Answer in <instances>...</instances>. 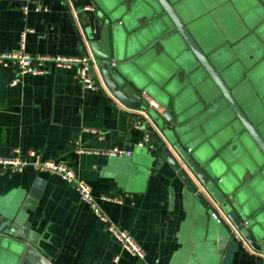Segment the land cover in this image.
<instances>
[{"label": "water", "instance_id": "1", "mask_svg": "<svg viewBox=\"0 0 264 264\" xmlns=\"http://www.w3.org/2000/svg\"><path fill=\"white\" fill-rule=\"evenodd\" d=\"M89 2L79 16L106 86L147 117L160 160L208 208L219 254L264 253V0ZM41 184L2 216L0 264H51L28 222Z\"/></svg>", "mask_w": 264, "mask_h": 264}, {"label": "crops", "instance_id": "2", "mask_svg": "<svg viewBox=\"0 0 264 264\" xmlns=\"http://www.w3.org/2000/svg\"><path fill=\"white\" fill-rule=\"evenodd\" d=\"M89 3L0 0V52L17 50L22 32L30 29L26 50L33 55H93L88 19L78 11ZM43 67L42 74L12 84L16 66L0 63V157L18 148L24 158L36 150L45 160L68 163L90 184L104 213L144 248L145 257L126 252L73 185L33 167L0 172V220L14 207L21 209L40 178L42 195L28 209V222L39 235L42 250H36L51 264H264V253L237 252L226 261L219 254L208 208L160 160L156 144L138 145L144 130L135 123L139 116L147 122L143 113L124 105L103 84L97 90L84 87L74 68L59 67L54 60ZM114 146L132 155L103 153Z\"/></svg>", "mask_w": 264, "mask_h": 264}, {"label": "built area", "instance_id": "3", "mask_svg": "<svg viewBox=\"0 0 264 264\" xmlns=\"http://www.w3.org/2000/svg\"><path fill=\"white\" fill-rule=\"evenodd\" d=\"M68 2L72 5V0H68ZM27 9L28 8L25 6V12H27ZM40 9L41 6H37V10ZM91 9V6L84 7V10L87 11ZM77 13L78 11H76L75 14ZM28 31L30 32L31 30L27 29L22 32L21 44L17 50L0 52V63L2 66H9V64H13L17 68V77L13 80L12 84H17L21 80V77L26 75L42 74L45 71L43 62L46 60H54L56 65L59 67L74 68L76 78L86 88L97 90L102 88V84L106 86L98 66V60L92 54H83L79 56L60 54L33 55L26 50V34ZM112 64L115 65L114 60H112ZM135 124L138 128L144 130V138L138 145L140 147L150 146L151 148H154V144L151 143L150 130L145 125L146 121L142 120V117L139 116ZM79 151L93 152L83 148H79ZM20 153L21 150L17 148L12 156L5 158L0 157V172L7 170L11 172H22L26 167H33L38 171H47L60 176L63 180L76 188L81 201L90 205L94 214L105 224L107 231L121 243L126 252L139 259H144V248L128 231L120 228L106 215V213H104L98 204L95 195L93 194L90 184L87 181L80 179L75 170L68 163L56 160H45L36 150L29 152L30 158H24ZM103 153L113 157L132 155L131 150H127L119 146H114L105 150ZM212 215L219 222L221 220H225L231 224L228 217L219 208L217 211H214ZM247 248L251 254L254 253L258 255V252L254 251L250 247ZM260 257L264 258V254H260Z\"/></svg>", "mask_w": 264, "mask_h": 264}]
</instances>
